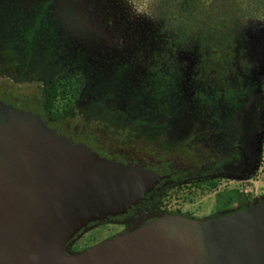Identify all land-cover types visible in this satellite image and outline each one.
<instances>
[{
	"label": "flooded vegetation",
	"instance_id": "flooded-vegetation-1",
	"mask_svg": "<svg viewBox=\"0 0 264 264\" xmlns=\"http://www.w3.org/2000/svg\"><path fill=\"white\" fill-rule=\"evenodd\" d=\"M48 1L37 2L29 14L34 18L44 15L46 20L43 21L57 30L51 16L59 2ZM89 1L98 13L106 12L105 8L110 7L106 26L103 23L102 29H99L88 19L89 6L67 0L63 10L72 16L69 19L78 40L50 33L44 34V40L40 39L39 45L43 51L54 49L50 61L56 57L57 64L54 65L58 66L59 79L69 72L84 83L80 88H83L81 100L78 101L82 109L92 110L96 106L95 99L103 100L110 95L107 105L113 112L109 115H115L113 120L107 125L100 123L102 126H95L92 130L83 128L93 131L94 137H89L94 139H89L80 135L82 129L72 128L71 125H77V121L71 124L69 120L72 121L73 117L70 114H47L46 111L51 109L45 100L37 99V106L30 110L21 109L17 102L13 106L41 116L59 136L74 145L86 146L102 159L139 166L160 177L155 190L127 214L92 226L120 225L126 232L140 223L146 224L166 215L190 218L188 214L171 208L170 196L173 193L208 184L220 185L224 181L244 184L254 177L261 168L263 155L262 152L259 156L258 150L259 135L264 131V68L253 63L237 67L228 77L217 81L216 72L197 70L196 58L185 52L178 54L180 66L176 68L167 62H162L161 66H158L160 62L149 64L147 56L138 53L140 16L130 11L127 13L124 2ZM3 3L9 5L8 2ZM8 9L4 6L0 8V22L9 25L10 29L14 14ZM21 10L28 9L12 7L13 13L24 15ZM64 11L57 10L56 13ZM29 17L25 16V21ZM51 27L48 32H53ZM128 27L130 33H125L123 37L116 34ZM1 31L2 35L4 30ZM89 55L91 59L87 57ZM131 84L133 86H129ZM180 85L182 89H179ZM44 94L47 99V93ZM183 102H187L186 108L191 107L194 114L187 116L181 112L186 110L183 109ZM179 107L178 113H171ZM53 113L57 112L53 109ZM108 129H111V136L107 134ZM249 198L241 194L238 203L228 206L220 215H227L234 208L242 210L251 204ZM73 242L65 248L67 255L91 250L77 248L73 251L72 245H76Z\"/></svg>",
	"mask_w": 264,
	"mask_h": 264
},
{
	"label": "water",
	"instance_id": "water-1",
	"mask_svg": "<svg viewBox=\"0 0 264 264\" xmlns=\"http://www.w3.org/2000/svg\"><path fill=\"white\" fill-rule=\"evenodd\" d=\"M259 139L260 156L264 131ZM160 181L151 170L102 159L41 116L0 101V264H264L259 197L212 220L159 217L89 252L66 254L67 244L127 214Z\"/></svg>",
	"mask_w": 264,
	"mask_h": 264
},
{
	"label": "trees",
	"instance_id": "trees-1",
	"mask_svg": "<svg viewBox=\"0 0 264 264\" xmlns=\"http://www.w3.org/2000/svg\"><path fill=\"white\" fill-rule=\"evenodd\" d=\"M9 9V13L14 14L11 19L16 23L23 21V25H35L39 18L28 14L30 17L25 21L23 14L13 13L12 7ZM66 14L69 12L66 11ZM138 16L141 31L138 53L146 55L149 64L160 62L158 66H161L162 62H167L176 68L180 66L178 54L185 52L196 58L197 70L216 72L217 81L228 77L237 67L253 63L264 68V0H157L148 11L140 12ZM41 19L44 34H57L53 25L51 27L50 23L43 21L46 20L44 15ZM50 27L53 32L47 31ZM26 42L31 44L28 36ZM32 43L35 51L39 46L42 50L37 37ZM53 85L49 106L54 110L66 107L64 113H67L81 87V79L65 72ZM260 169L252 178L258 175ZM219 186L208 184L195 189L186 188L182 193L175 192V195L178 199L184 196L186 202L200 189L215 192ZM235 193L237 198L231 197L238 202L240 195L237 191ZM175 195L173 193L170 198ZM237 202L230 203V206Z\"/></svg>",
	"mask_w": 264,
	"mask_h": 264
},
{
	"label": "rangeland",
	"instance_id": "rangeland-1",
	"mask_svg": "<svg viewBox=\"0 0 264 264\" xmlns=\"http://www.w3.org/2000/svg\"><path fill=\"white\" fill-rule=\"evenodd\" d=\"M43 1L45 0H0V8L3 6L7 8L25 7L28 10L21 11L25 16L28 17V14L32 12L37 2L42 3ZM66 1L67 0H57V2H59L57 4L58 8H56L55 12H53L51 18L53 22L56 23L55 28L57 29L58 34H60L63 38H69L72 41H76L78 40V38H76L78 35L73 33L74 28L72 27L71 20L69 19L72 18V16L70 14L67 15L65 13L66 10H63ZM116 1H119L120 3L124 2V6L127 7V10H124L127 13H129L128 11H130L133 15L136 16V14L138 15L140 12L148 11L152 3L156 2L157 0ZM3 2H8L9 5L4 4ZM82 2L85 7L89 6L88 19H91V21L95 24V27L102 29L103 23L105 25L109 19H107V13H109L110 7L105 8L106 12L98 13L96 10L94 11L92 9L93 4L89 3V0H79V5ZM57 10L64 12L62 14H60L59 12L56 13ZM40 17L37 19L36 24L34 23L35 25H23V21L22 23H16L12 20L10 29L9 25H5V23L2 24V22H0V29L2 28L1 30H4L3 34H0V101L10 106L16 105L13 103L17 102L20 105H18V107L25 110H30L29 108L37 106L36 101H38L39 99L45 100L44 102L46 103V105L50 107L49 95L51 92V88H53L52 86H54L53 81L59 80L60 77V73L57 72L58 66L54 65L57 64L56 57L54 59L56 61H50V59L54 56V49L51 47V50L48 49V51H40L39 46L35 51L33 47L34 43L32 42H34L35 37H37L38 41L40 39L44 40V33L42 29L43 23L41 22L42 19ZM59 17H63L64 19ZM129 29H127L126 31L115 32H118L116 34L123 37L125 33L131 32V29ZM1 30L0 32H2ZM106 30L108 31L109 35H112V32L109 31V28H106ZM39 34H41V36H39ZM27 36L28 41L31 44L26 42ZM46 39L49 40L50 37H46ZM69 48H72V46H69ZM87 57L91 59L90 55ZM83 84L84 83L81 82L82 87ZM129 86L133 85L131 84ZM182 87L183 86L180 85V89H182ZM80 88L78 89L75 100L72 101L73 105H71L72 103L69 104L71 105V109L67 113H64L66 107H64L62 110L61 108L56 107L57 109H55L54 111L57 113H53L52 108H50L52 111L48 110L46 112L50 115L53 114V116H57L59 113H62L63 116H65L66 114H70L73 119L71 118L72 121L69 120V122L71 124H74L75 121H77V125H71L72 128L75 127L77 129L79 128L80 130L82 129V131H79L81 136H85L89 139H94L92 138L94 137L93 131H88L83 128L92 130V128L95 126H102L100 123L107 125V122L113 120L115 115H109V113L113 112L107 105L110 95L103 100L95 99L96 106L93 107L92 110H86L82 109L78 105V101L81 100V92L83 89ZM45 92L47 93V99H45ZM104 95L106 96L107 93ZM183 103V109L185 108L186 110H181V112L187 114V116L190 114H194V110L191 107H189L190 109L186 108L187 102ZM179 109L180 107L171 113H178ZM74 117H76V119H74ZM179 129L181 128L179 127ZM107 134L111 136V129H108ZM90 135L92 137H89ZM246 189H253L256 194L255 196L264 198V148L261 169L255 178L246 180L244 184L224 181L220 183L218 190H216L215 192H205L200 189L198 192L193 194L192 198L186 200V202L183 198L184 196H180L181 198L178 199L175 195L170 199V204L172 205V209L179 210L182 213L188 214L191 219L198 221L212 220L220 216H224L220 215V213L224 212L225 209L230 206V203L237 202L234 199L237 198L235 193L236 191L238 192V195L242 194L246 196L244 193ZM231 196H233L234 198H232ZM255 196L249 197L253 199ZM123 233L125 232H123V228L120 225L113 226L109 224H103L97 226L96 228L88 230L80 237L76 238V240L73 242H76V245H72V248L73 251L77 248H83V250H87V248H89L90 250L97 247L98 245L111 241L115 237L121 236Z\"/></svg>",
	"mask_w": 264,
	"mask_h": 264
},
{
	"label": "built area",
	"instance_id": "built-area-1",
	"mask_svg": "<svg viewBox=\"0 0 264 264\" xmlns=\"http://www.w3.org/2000/svg\"><path fill=\"white\" fill-rule=\"evenodd\" d=\"M245 195H249V196H255L256 194H255V191L252 189H246L245 190Z\"/></svg>",
	"mask_w": 264,
	"mask_h": 264
}]
</instances>
